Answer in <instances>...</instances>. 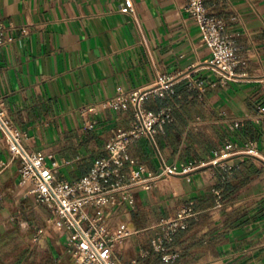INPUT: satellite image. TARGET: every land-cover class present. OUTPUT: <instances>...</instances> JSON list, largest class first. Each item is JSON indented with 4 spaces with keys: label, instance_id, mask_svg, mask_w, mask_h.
Listing matches in <instances>:
<instances>
[{
    "label": "crops",
    "instance_id": "obj_1",
    "mask_svg": "<svg viewBox=\"0 0 264 264\" xmlns=\"http://www.w3.org/2000/svg\"><path fill=\"white\" fill-rule=\"evenodd\" d=\"M124 0H0V20L27 26L8 33L0 47V96L29 149L53 155L58 177L75 181L104 154L116 126L128 128L132 110L106 109L89 128L79 108L118 89L172 82L166 99L150 96L146 107L170 108L174 121L157 136L135 141L131 155L150 170L161 159L180 169L152 190L136 192L133 206L116 208L111 223L132 233L116 247L120 264H264V122L252 120L264 105V0H206L228 20L244 63L226 84L210 67L212 54L197 23L184 13L188 0H134L135 14L120 12ZM201 79L205 97L188 88ZM241 120L231 130L228 124ZM259 143L260 158L247 157L229 172L209 164L226 139ZM0 264H76L65 234L47 226L49 209L19 188L20 160L0 131ZM128 172L127 170L125 171ZM194 200L198 212L175 236L173 262L153 252L163 217ZM220 204V205H219ZM43 229V230H42ZM40 230H42L40 232ZM149 250L143 255L141 250Z\"/></svg>",
    "mask_w": 264,
    "mask_h": 264
},
{
    "label": "built area",
    "instance_id": "obj_2",
    "mask_svg": "<svg viewBox=\"0 0 264 264\" xmlns=\"http://www.w3.org/2000/svg\"><path fill=\"white\" fill-rule=\"evenodd\" d=\"M119 10L134 16V0H124ZM184 13L197 23L201 39L212 54L210 67L220 75V82L226 84L235 79L237 69L244 61L238 53L234 34L228 31V20L212 13L206 0H188ZM15 28L22 34L28 32L27 26L16 27L0 20V47L10 41L8 33ZM187 86L199 98L205 97L206 87L201 79L188 78ZM173 92L172 82L158 77L146 87H120L113 96L80 107L79 113L89 128L97 124L92 116L106 109H131L132 118L128 128L116 126L112 129L113 135L105 143L104 154L94 161L89 173L75 181L58 177L62 163L53 155L29 149L30 137L10 119L4 97L0 96V131L7 139L11 156L20 160L19 188L33 194L38 205L49 209L47 226L65 234L68 251L76 264H120L116 247L132 231L111 223L115 209L133 206L139 190L155 189L173 176L187 174L204 165L192 164L180 169L176 163L161 159L159 170L154 171L131 155L130 147L135 141L145 138L156 145L157 136L174 121L170 108L153 112L146 107L147 99L150 96L166 99ZM252 120L264 122V105L258 107ZM241 124V120H235L228 127L234 130ZM247 157L260 158L259 143L255 140L240 143L228 138L214 151L209 164L231 172ZM5 165L0 161V175ZM197 214L196 203L192 200L179 208L174 216L160 219L156 226L160 233L152 239L151 247L163 262L174 261L176 251H171V247L175 236L186 230ZM149 252L141 250L143 255Z\"/></svg>",
    "mask_w": 264,
    "mask_h": 264
}]
</instances>
